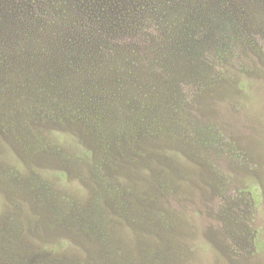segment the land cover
Returning a JSON list of instances; mask_svg holds the SVG:
<instances>
[{
    "label": "rangeland",
    "instance_id": "374dc122",
    "mask_svg": "<svg viewBox=\"0 0 264 264\" xmlns=\"http://www.w3.org/2000/svg\"><path fill=\"white\" fill-rule=\"evenodd\" d=\"M84 1L74 4L90 15ZM115 1L127 8L126 0ZM175 1L138 2L143 12L127 16L126 25L143 27L164 9L177 4L178 13L186 6L179 12L188 27L181 48L200 42L195 32L205 30V39L215 41L219 67L211 79L183 58L174 67L191 83L181 85L172 105L181 138L166 139L163 150L143 154L139 136L136 151L123 143L121 152L98 155L96 143L71 124L74 90L65 68L78 56L71 37L89 36L79 28L84 24L77 30L70 24L75 11L66 26L48 27L55 35L51 57L56 50L58 55L48 73L52 89L35 87L38 50L2 58L0 264H264V54L256 51L263 37L257 36L253 50L241 47L232 16L242 2L264 13V2ZM23 9L17 0H0V50L6 53L17 42L45 40L25 31ZM63 52L71 55L66 62ZM142 64L134 70L145 82ZM54 68L65 76L62 89L55 87Z\"/></svg>",
    "mask_w": 264,
    "mask_h": 264
},
{
    "label": "trees",
    "instance_id": "16d2710c",
    "mask_svg": "<svg viewBox=\"0 0 264 264\" xmlns=\"http://www.w3.org/2000/svg\"><path fill=\"white\" fill-rule=\"evenodd\" d=\"M18 1L21 9L24 8L23 11L26 13L23 24L25 31L44 35L45 40L42 39L40 43L35 40L31 44L17 42L18 45L7 53L1 49L0 62L8 52L16 51L18 55H25L26 51L38 50V69L41 70L42 79L38 77L39 83H36L35 87L39 91L51 88V77L48 78L51 60L53 66L58 65L57 50L51 57L52 48L55 45L52 37L55 38V35H51L52 30L48 29L49 25L58 23L62 27L66 26L67 20L73 18L75 11L76 19L71 20L70 24H73L76 30L81 24H84V27L79 28L83 31L87 29L89 36L81 37L74 33L71 37L78 56L77 61L71 62L65 68L72 74L70 81L69 76L67 77L74 90L69 101V118L72 119L71 124L74 127L77 126L83 130L84 137L96 143L98 155L111 152L110 150L114 148L121 152L123 143L127 148L136 151L140 139L142 148L138 150L146 154V151L155 152L163 146H169L166 144V139L173 138L177 141L181 138L177 136L180 126L176 122L172 105L180 97L177 93H180L181 85L191 82L184 77L186 74L177 76L176 71L173 70L174 67L179 65L180 59L183 58L182 62L187 63L186 65L197 66L202 71L207 70V79L215 76V71L219 67L215 57L218 56L215 41L212 38L211 45L210 38L207 36L205 39V30L195 32L197 35L195 37L200 42L193 41L188 45L185 44V48H181L180 37L187 36L185 32L188 27L187 24L182 23L179 12L185 13L186 6L180 7L183 9H179L178 13L173 11L177 4L173 10L164 9L160 13V19L155 18L156 22L150 19V23L140 27L134 22L126 25L125 19L127 16L132 17L142 13L145 6L138 2L146 3V0H126L127 8L121 7L115 0H85L84 2L89 5L87 11L90 15H85V10L78 9L74 4L82 0ZM152 1L151 4L154 5L159 4L161 0ZM163 1L176 2L175 0ZM252 1L259 5L264 2V0ZM25 4H27L26 8ZM248 5L250 4L242 2L232 9L233 27L235 26L239 33L237 42L241 47H246V50L249 48L253 50L257 44V36L262 35V46L256 51L264 54V13L260 11L259 13ZM165 14H167L166 17ZM92 22L97 24L94 25ZM89 24L92 27L88 26ZM204 28L207 29V24H204ZM146 29H149L151 35ZM119 32L123 34L119 35ZM62 33L63 31H60L59 35ZM124 38L126 46L123 45ZM71 39L66 42L67 45L71 44ZM87 46L91 48L86 51ZM22 47L27 49L23 50ZM177 48H181L182 51L178 52ZM61 51L58 50V52ZM70 57L71 55L67 56L63 52L61 60L66 62ZM141 59L144 69L142 77L146 78L145 82L139 81L138 71L134 70L135 67H139ZM72 63H76L74 69H72ZM55 73L60 83L55 84V87L62 89V83L67 84L65 76L60 70H55ZM131 74L133 78L130 77ZM6 80L10 83L8 78ZM41 82L45 84L44 89H39ZM192 85L201 87L202 83L192 80ZM65 86L63 85V88ZM123 87L126 91L122 89ZM46 103L48 104V100ZM50 108L52 110V107ZM48 111L50 112L49 108L47 113ZM109 114L111 118L108 117ZM172 125H176L175 129H177L172 131Z\"/></svg>",
    "mask_w": 264,
    "mask_h": 264
}]
</instances>
